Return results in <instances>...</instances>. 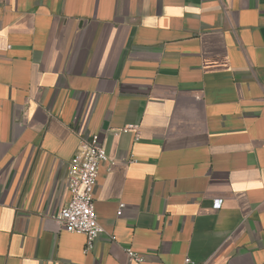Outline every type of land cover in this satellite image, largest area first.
I'll list each match as a JSON object with an SVG mask.
<instances>
[{
	"label": "crops",
	"instance_id": "1",
	"mask_svg": "<svg viewBox=\"0 0 264 264\" xmlns=\"http://www.w3.org/2000/svg\"><path fill=\"white\" fill-rule=\"evenodd\" d=\"M91 135L114 165L84 253L53 215ZM128 248L264 264V0H0V264H136Z\"/></svg>",
	"mask_w": 264,
	"mask_h": 264
},
{
	"label": "built area",
	"instance_id": "2",
	"mask_svg": "<svg viewBox=\"0 0 264 264\" xmlns=\"http://www.w3.org/2000/svg\"><path fill=\"white\" fill-rule=\"evenodd\" d=\"M120 133H133L138 139V127L127 125ZM103 163L108 164L107 170L114 161L109 159L98 135L80 139L77 149L71 157L66 170V188L70 194L68 203L53 215L59 230L84 235V253L90 252L95 241L104 233L97 221L94 208V197L98 187L99 169ZM221 199L213 201V208L220 209ZM123 205L120 206L122 208ZM128 263L147 264L145 259L132 251L125 250ZM185 263L193 264L189 259Z\"/></svg>",
	"mask_w": 264,
	"mask_h": 264
}]
</instances>
